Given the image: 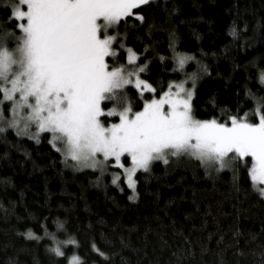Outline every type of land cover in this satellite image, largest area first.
Here are the masks:
<instances>
[{
	"label": "snow or ice",
	"instance_id": "1",
	"mask_svg": "<svg viewBox=\"0 0 264 264\" xmlns=\"http://www.w3.org/2000/svg\"><path fill=\"white\" fill-rule=\"evenodd\" d=\"M151 2L0 0V141L10 143V133L46 141L64 167L98 173L97 184L108 175L121 191L126 184L129 200L156 162L181 161L195 163L206 176L227 170L236 185L243 177L264 198V63L253 62L248 76L259 85L255 91L246 85L232 106L210 95L212 114L198 115L193 98L208 65L177 51L170 32L168 72L174 78L165 83L151 75V46L138 51L128 42L130 30L147 24L143 9ZM230 32L240 34L235 26ZM189 61L199 71L187 72ZM39 226L43 236L32 228L24 235L50 238L48 251L63 264H89L65 221L49 225L46 218ZM90 247L107 261L95 241ZM260 255L264 264V251Z\"/></svg>",
	"mask_w": 264,
	"mask_h": 264
},
{
	"label": "trees",
	"instance_id": "2",
	"mask_svg": "<svg viewBox=\"0 0 264 264\" xmlns=\"http://www.w3.org/2000/svg\"><path fill=\"white\" fill-rule=\"evenodd\" d=\"M143 10L147 24L130 30L128 42L138 51L151 46L153 78H174L168 72L170 32L177 51L208 65L193 98L198 115L212 114L210 95L232 106L246 85L259 87L248 76L253 62L264 63V0H152ZM234 26L237 37L230 32ZM186 70L199 71L196 61ZM8 141H0V264L10 257L16 264H63L48 251L50 238L24 235L32 228L43 236L39 222L46 218L49 225L57 218L66 222L89 264H261L264 198L243 177L236 185L227 170L206 176L195 163L156 162L139 177L137 198L129 200L126 184L121 191L108 175L97 184L98 173L64 167L46 141L14 133ZM93 241L108 253L107 261L91 250Z\"/></svg>",
	"mask_w": 264,
	"mask_h": 264
},
{
	"label": "rangeland",
	"instance_id": "3",
	"mask_svg": "<svg viewBox=\"0 0 264 264\" xmlns=\"http://www.w3.org/2000/svg\"><path fill=\"white\" fill-rule=\"evenodd\" d=\"M191 63H194V61H189L188 64L185 67L187 68L188 65L191 64ZM189 86H191V85L189 84Z\"/></svg>",
	"mask_w": 264,
	"mask_h": 264
}]
</instances>
